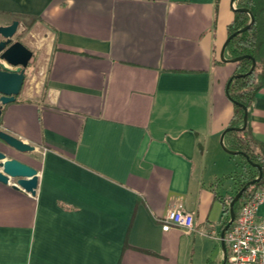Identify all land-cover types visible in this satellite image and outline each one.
<instances>
[{
    "label": "crops",
    "instance_id": "obj_1",
    "mask_svg": "<svg viewBox=\"0 0 264 264\" xmlns=\"http://www.w3.org/2000/svg\"><path fill=\"white\" fill-rule=\"evenodd\" d=\"M234 18L231 0H0L41 63L0 116L40 178L36 195L0 182V264H186L195 234L220 243L241 164L220 145ZM250 125L264 144V84ZM177 201L194 231L162 229Z\"/></svg>",
    "mask_w": 264,
    "mask_h": 264
},
{
    "label": "water",
    "instance_id": "obj_2",
    "mask_svg": "<svg viewBox=\"0 0 264 264\" xmlns=\"http://www.w3.org/2000/svg\"><path fill=\"white\" fill-rule=\"evenodd\" d=\"M231 7L235 12H246L251 17V22L243 28L233 32L228 36L220 51V58L223 62L236 63L243 58H250L252 65L247 73H234L227 83V93L234 78L243 77L251 74L256 67V60L252 55H242L233 58L227 57V47L231 40L238 34L248 30L255 21L254 14L250 9L237 7L236 0H231ZM20 27V22L14 20L8 25H0V116L4 105L15 102L17 96L21 93L25 79L26 68L33 57V51L21 41H14ZM244 108L243 125L227 127L220 138L221 147L231 155H244L253 167L259 169L257 177L248 181L232 198L229 204V220L220 232L221 247L224 253L223 264L226 263V241L225 235L236 218V204L241 199L248 186L259 183L263 178V169L260 164L250 160L249 156L241 150L230 149L225 142L226 134L232 130L243 131L248 125V107ZM0 182L9 184L12 181L13 188L24 190L32 195H36L39 185V171L32 165L25 163L18 158L10 157L9 152L18 151L21 153H30L36 150V147L4 130L0 131Z\"/></svg>",
    "mask_w": 264,
    "mask_h": 264
},
{
    "label": "trees",
    "instance_id": "obj_3",
    "mask_svg": "<svg viewBox=\"0 0 264 264\" xmlns=\"http://www.w3.org/2000/svg\"><path fill=\"white\" fill-rule=\"evenodd\" d=\"M236 6L250 9L254 14L255 21L248 30L238 34L231 40L227 47L226 55L229 58L247 54L252 55L256 60V67L251 74L234 78L230 85L228 96L234 104V115L228 127L243 125L244 108L241 104L248 107V125L243 131L232 130L228 132L225 142L230 149L245 152L250 160L260 164L263 169L262 180L259 183L248 186L241 199L237 202L235 206L237 214L241 204L264 185V144L255 138L250 125V113L255 95L264 84V0H236ZM250 22L251 17L248 13L235 12V18L228 26L229 35ZM251 65L252 60L250 58H243L237 62L235 73H247ZM239 156L241 159L240 170H236L229 175L236 186L235 194L248 181L257 177L259 173V169L253 167L244 155ZM233 196L230 197L229 203L222 199L226 214L224 225L229 220V204Z\"/></svg>",
    "mask_w": 264,
    "mask_h": 264
},
{
    "label": "built area",
    "instance_id": "obj_4",
    "mask_svg": "<svg viewBox=\"0 0 264 264\" xmlns=\"http://www.w3.org/2000/svg\"><path fill=\"white\" fill-rule=\"evenodd\" d=\"M263 202L264 186H261L241 204L225 235L229 248L225 264H264V217H259L258 214ZM162 222L164 231L173 227L183 228L188 232L196 229L194 214L186 211L181 201H177L169 209Z\"/></svg>",
    "mask_w": 264,
    "mask_h": 264
},
{
    "label": "rangeland",
    "instance_id": "obj_5",
    "mask_svg": "<svg viewBox=\"0 0 264 264\" xmlns=\"http://www.w3.org/2000/svg\"><path fill=\"white\" fill-rule=\"evenodd\" d=\"M14 41H21L24 43L27 41V37L25 35V30L19 27L16 35L14 36ZM28 47V46H27ZM29 48V47H28ZM33 51V57L30 60L28 67L26 68V79L22 88V91L19 95H22L23 91L27 88L33 86L35 82L40 79V70L41 63L38 59V55L36 50L31 49ZM235 67L237 62L234 63ZM227 153V152H226ZM234 160V165L237 167L238 162L240 160V156L231 155ZM25 160L28 162L35 163L38 160L37 155L30 153H26ZM238 161V162H237ZM216 234L210 230L209 233L205 232V235L195 234L192 237L193 244L190 245L189 251L188 249L185 251V261L186 264H214L216 260H218L221 256V241L220 243L214 238Z\"/></svg>",
    "mask_w": 264,
    "mask_h": 264
},
{
    "label": "flooded vegetation",
    "instance_id": "obj_6",
    "mask_svg": "<svg viewBox=\"0 0 264 264\" xmlns=\"http://www.w3.org/2000/svg\"><path fill=\"white\" fill-rule=\"evenodd\" d=\"M228 253H229V248H228V245L226 244V257H228ZM223 259H224V253H223L222 247H221V256L218 260H216V262L214 264H223Z\"/></svg>",
    "mask_w": 264,
    "mask_h": 264
}]
</instances>
